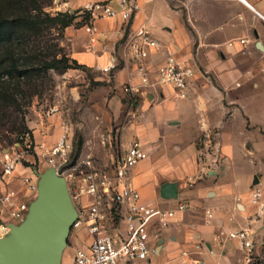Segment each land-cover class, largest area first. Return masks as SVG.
Listing matches in <instances>:
<instances>
[{
    "label": "crops",
    "instance_id": "obj_1",
    "mask_svg": "<svg viewBox=\"0 0 264 264\" xmlns=\"http://www.w3.org/2000/svg\"><path fill=\"white\" fill-rule=\"evenodd\" d=\"M69 1L81 8L90 0ZM133 1L137 11L129 23L99 19L92 37L83 28H68L67 34L72 37L71 58L88 69L106 66L116 55L117 69L102 75V80L111 77L113 82L108 103L114 122L123 118L124 87L134 88L129 95L135 109L121 131V149L124 152L137 141L146 157L130 170L132 186L159 209H176L180 202L189 205L167 228L153 223L151 231L158 239L150 243L155 248L150 264H188L190 259L202 264H252L237 242L218 246L216 240L220 231L248 228L256 243L253 258L262 251L264 179L255 170L252 139L264 142V0H176L175 5L160 0V9H155L157 0ZM142 25L177 61L193 69L185 98L171 86L155 84L162 56L150 53L143 61L148 86H142L136 62L129 54L124 56L121 35ZM41 129L48 131L46 126ZM54 131L56 136L60 130ZM39 133L33 134L38 143ZM236 158L253 166L248 176L240 178L233 170ZM166 185L176 186L175 198L162 194ZM254 188L261 192L259 204L250 200ZM206 210L212 212L210 220ZM185 252L188 257L182 256Z\"/></svg>",
    "mask_w": 264,
    "mask_h": 264
},
{
    "label": "built area",
    "instance_id": "obj_2",
    "mask_svg": "<svg viewBox=\"0 0 264 264\" xmlns=\"http://www.w3.org/2000/svg\"><path fill=\"white\" fill-rule=\"evenodd\" d=\"M136 11L137 5L133 0H90L80 8V13L87 18L83 28L90 37L97 34L94 26L96 20L119 18L127 24ZM120 38L126 51L124 56L129 54L130 61L137 64L142 86L150 85L147 66L143 61L153 53L162 56L155 84L171 86L179 98L186 97L194 77L190 66L177 61L174 54L164 49L144 25L123 33ZM90 41L93 43L95 40L91 38ZM240 43L248 42L241 40ZM118 65V59L113 54L106 66H96L95 70L110 75ZM124 91L132 93L134 88L128 85L124 87ZM57 114V108L52 107L47 110L46 119ZM57 117L60 119L59 115ZM59 128L57 137L49 146L35 142L26 133L18 135L11 147L0 150V189H3L0 195V240L9 235L10 225L18 226L24 222L34 200L32 198L37 195L38 178L35 170L32 167H21V160L32 158L47 168L54 169L58 175H63L60 172L69 159L72 142L66 124L61 119ZM145 157L140 144L132 141L110 167L96 166L92 159H87L70 169L67 188L76 210L72 229L83 227L86 240L74 250L68 264H150V256L155 253V248L150 243L158 239V234L151 231L153 223H157L160 229H165L169 226V221L177 213L186 212L189 205L180 202L176 209L163 210L154 202L142 199L132 186L129 173ZM18 167L23 168L24 174H16ZM13 182H18L22 189L11 186ZM189 182L193 183L192 178ZM250 200L253 204L260 203L261 192L258 188L250 192ZM205 213L210 220L211 210H206ZM217 237L220 238L216 240L218 246H223L227 241H235L246 253L248 263L264 264V235L261 240L262 251L256 260L253 258L256 243L250 229L238 228L225 234L220 231ZM182 256L188 257L189 254L185 252ZM188 264L202 263L190 259Z\"/></svg>",
    "mask_w": 264,
    "mask_h": 264
},
{
    "label": "rangeland",
    "instance_id": "obj_3",
    "mask_svg": "<svg viewBox=\"0 0 264 264\" xmlns=\"http://www.w3.org/2000/svg\"><path fill=\"white\" fill-rule=\"evenodd\" d=\"M169 1L173 5L176 4V0ZM22 3V8L29 9L27 2L23 0ZM0 4L7 6L1 2ZM160 5L161 1L157 0L155 9H160ZM41 6L50 16L69 14L73 16V20L68 27L59 23L42 26L39 31L22 32L12 43L17 68L21 73L9 76L3 71L0 72V150L11 147L18 135H38V131L42 140L40 143L49 146L57 137L54 130H60L61 119L66 124L72 142L69 159L60 172L67 184L70 169L83 160L92 159L96 166L110 167L121 156L124 150L121 149V131L130 120L129 115L135 109L136 103L132 104V96L124 91L126 100L123 105V118L121 122H114L108 103L114 94L111 77L104 81L101 72L82 65V69L43 70L44 61L52 62L65 58L70 63L73 60L70 56L72 37L68 36L67 29L78 31L84 27V21L79 4L75 2L42 0ZM161 16L162 11L157 15L159 21ZM74 38L78 39L76 35ZM261 98V106L264 108V96ZM52 107L57 108L60 119L57 115L46 119L47 110ZM48 123L52 126L48 127ZM42 126H46L48 131L43 132ZM252 144L256 152L255 170L264 179V142L253 138ZM20 163L21 167H32L39 173L48 169L32 158H24ZM233 165V170L240 178L248 176L253 169L248 161L241 158H236ZM23 168L18 167V173L24 171ZM14 187L22 189L18 182ZM242 187L244 186L240 189ZM261 188L264 189V186L261 185ZM2 191L0 189V195ZM36 197L37 195L32 200L35 201ZM85 240L83 227L72 229L62 252L61 264H68L76 247L83 245Z\"/></svg>",
    "mask_w": 264,
    "mask_h": 264
},
{
    "label": "water",
    "instance_id": "obj_4",
    "mask_svg": "<svg viewBox=\"0 0 264 264\" xmlns=\"http://www.w3.org/2000/svg\"><path fill=\"white\" fill-rule=\"evenodd\" d=\"M37 197L20 225L0 240V264H61L62 252L76 219L65 179L54 169L35 170ZM258 180L255 178L254 184ZM175 185L163 187L162 194L175 198ZM264 225V209L263 219Z\"/></svg>",
    "mask_w": 264,
    "mask_h": 264
},
{
    "label": "trees",
    "instance_id": "obj_5",
    "mask_svg": "<svg viewBox=\"0 0 264 264\" xmlns=\"http://www.w3.org/2000/svg\"><path fill=\"white\" fill-rule=\"evenodd\" d=\"M23 0H0V72L13 76L20 75L21 71L17 68L16 58L12 49V43L16 41L22 32L39 31L43 26H50L61 24L68 27L73 16L69 14H62L50 16L43 11L41 6L42 0H24L28 3L29 9L22 8ZM83 21L87 18L82 15ZM8 68H5V66ZM44 71L53 70H69L82 69V66L72 60L70 63L65 58H61L52 62H42ZM103 85L105 83H102ZM32 136V135H31ZM33 137V136H32Z\"/></svg>",
    "mask_w": 264,
    "mask_h": 264
}]
</instances>
